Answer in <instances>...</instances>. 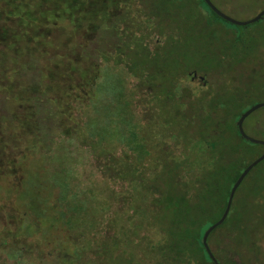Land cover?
Masks as SVG:
<instances>
[{
	"label": "trees",
	"instance_id": "obj_1",
	"mask_svg": "<svg viewBox=\"0 0 264 264\" xmlns=\"http://www.w3.org/2000/svg\"><path fill=\"white\" fill-rule=\"evenodd\" d=\"M16 1L26 8L23 14L0 15L18 21L0 32L5 49L0 168L9 171L8 184L19 185L17 158L40 160L57 145L65 158L84 149L97 170L122 190L110 189L107 202L92 186H74L68 165L66 178L61 176L41 200L42 184L31 178L24 196L29 205H23L30 228L17 226L14 236L34 237L38 246L42 242L59 253L65 243L69 249L51 264H81V252L93 249L101 258L87 264H213L203 234L222 215L239 174L262 154L254 149L264 150L242 139L236 127L242 112L264 101L250 92L264 89V74L252 87L241 82L245 66L252 75L261 74L249 64L264 48V21L235 26L203 0ZM159 10L166 14L161 21ZM177 12L180 22L169 17ZM190 21L212 28L206 42L211 47L200 51L204 61L191 63L192 56L184 53L180 72L168 70L163 84L151 79L149 56L162 50L170 34L181 32L184 38ZM55 33L63 39H54ZM210 50L219 51L218 56ZM20 53H46L50 59L38 71V61L23 62ZM208 54L210 63L205 62ZM141 70L145 74L135 86L143 93L135 94L120 74ZM157 87L162 90L154 91ZM134 95L143 96L135 97L144 108L136 106ZM117 149L128 155L127 162L115 158ZM63 187L72 190L69 195L61 193ZM8 207L11 212L4 216L13 220L16 211ZM96 234L105 238L102 243L94 241ZM262 238L264 160L237 189L225 222L210 234L208 245L219 264H264ZM4 243L5 264L25 260L19 248Z\"/></svg>",
	"mask_w": 264,
	"mask_h": 264
},
{
	"label": "rangeland",
	"instance_id": "obj_2",
	"mask_svg": "<svg viewBox=\"0 0 264 264\" xmlns=\"http://www.w3.org/2000/svg\"><path fill=\"white\" fill-rule=\"evenodd\" d=\"M221 12L228 15L229 17L238 20V21H244L251 19L254 17L260 10L264 8V0H210ZM18 1L16 0H10V1H3L0 0V15L4 12H14V10L21 12L20 14H23V12L26 10V8L17 6L16 3ZM19 7V8H18ZM33 8V7H32ZM30 8L29 10H31ZM158 17V20H163L166 16L165 12L162 10H159L156 14ZM169 17L173 20L176 19V22L181 20L180 13H173L169 14ZM260 21H264V18ZM15 22H18L15 19H8L4 18L3 16H0V32H5L6 28L8 29V26L13 25ZM259 22V21H258ZM221 25V23H220ZM215 25V28L220 27ZM187 30L185 31L184 38L182 36V33L179 32V35L170 34L168 36L167 41L165 42L162 50V55H160V51L156 55L149 56L148 58V71H149V77L151 79H159L161 83L163 84L165 80H167L169 77H167L168 70L175 71V73L180 72L181 66L183 64V58L184 53H188L191 58V63H199L203 62L204 60L200 57V51L205 52L206 49L210 48L211 46L206 45V42H210V37H208V34H210L212 31V28L203 27L200 25L199 22L196 21H190L189 24L186 26ZM264 28V24H263ZM214 29V28H213ZM68 31V30H66ZM178 33V32H176ZM54 39H63L64 35H61L58 33H55ZM109 41V40H107ZM114 44V42H111ZM104 43H101V49H103ZM203 46V49L201 47ZM3 45H0V63L3 62L2 58L4 57L2 54L3 51ZM152 46L150 45V49L152 50ZM202 49V50H201ZM5 51V49H4ZM3 51V52H4ZM48 54L49 52L46 51ZM26 54L20 53V55H23L24 61L27 62L29 59H35L38 62L36 63L39 68L38 71L41 70V66H44L45 62L50 59V57L46 54ZM210 53H212L214 56H218L219 51L213 50ZM18 55V56H20ZM210 56V54H208ZM189 58V60H190ZM215 58V57H214ZM210 58H206L205 62L210 63ZM255 61H251L249 65L255 66L261 74L255 72L252 75V72H249L247 69V66L244 67V78L241 79V82H244L243 86L246 87H252L251 82H259L262 75L264 74V48L261 49V52L259 53L258 57L255 58ZM145 63V59H142ZM225 68H219L216 71L224 70ZM4 73V72H3ZM3 73H0V76H3ZM145 72L141 70V73H135V71H123L120 75L121 78L127 83V87L130 91H133L135 94L137 93H143V88L138 89L136 88V84L138 82V79L140 77H143ZM28 76L30 73L27 74ZM213 78L217 77L218 74H213ZM177 76V75H176ZM195 82L192 84V86H195L197 84L198 78L194 80ZM227 80L223 79L222 82H226ZM229 82V81H228ZM221 82H218V84ZM245 89V88H244ZM157 87L154 89V91L159 92L161 91ZM251 95L255 96L256 100H262L264 99V89L259 90H250ZM134 95L135 100L138 101L136 106L138 105L141 108H144L141 100L137 99L141 95ZM143 97V96H141ZM263 102V101H261ZM144 103V102H143ZM135 105V104H133ZM0 105V112L4 110V108ZM139 108V107H138ZM243 128L245 133L255 139L263 140L264 141V108H261L257 111H255L250 117H248L244 124ZM71 148V147H70ZM3 145L0 147V160H3V154H2ZM262 148H255L252 153H263ZM125 154L120 149H117V151L113 154L116 159H124L126 162L128 161V155ZM62 157V158H61ZM66 158H68V162H66ZM65 158L64 151H61V148L59 146H55V152L50 154L49 156H42L40 160L36 159L34 160L33 157L25 156V158L20 157L17 158L15 163V168H20L21 175H20V181L18 182L19 185L16 184H8V181L6 178L9 174V171L0 168V199L2 200V204L0 203V264H5V254L2 252V250L7 249V244L4 243L6 241L11 248L20 250L22 254H25L26 258L20 259V261L17 263L15 261V264H51L52 262L58 261V259L61 257V254L64 249H69L65 243L64 246H62L61 253L55 251L54 249L51 250L50 248L46 247L44 243H40L41 246L37 244V242L34 241V237H28V236H20L18 232V236L21 238L18 240L14 235L15 231L17 229V226H28L30 228V225L28 224V219L23 218L24 215H28L26 212H23L24 206L23 205H29V203L25 202V193L27 192L29 188V181L31 178H34L35 181L38 183H41V190H38L39 196L36 198L33 209L31 211V215L34 218L38 217V207H37V200L38 198L43 200L47 198L48 194H51L53 190V186L57 184L61 176H64L65 179L66 174L68 171V165L71 166V174H73L72 177V184L79 188H88L89 186H92L94 190L97 191V196H104L107 200V202L110 200V192H112L110 189L115 191H121L122 188L121 185L112 183V181L109 180V178L104 177L95 167L94 160L90 157L89 154L85 152L84 149H78L74 154L71 156H68ZM38 160V161H37ZM69 163V164H67ZM42 169L43 174H39L36 170ZM126 185H123L125 187ZM57 188L55 189V193H57ZM75 190H77L75 188ZM69 191H72L70 188H62L61 193L64 195H69ZM99 191V192H98ZM80 194L82 195L85 193V190H78ZM83 192V193H82ZM62 194V195H63ZM75 195V194H74ZM43 196V198H41ZM81 197V196H80ZM21 201H19V200ZM32 202V203H33ZM30 203V204H32ZM110 203V202H109ZM10 205L11 208L16 211V218L13 220H7L4 216V211L11 212V209L8 207ZM6 206V207H5ZM5 207V208H4ZM21 212V215L19 217V213ZM21 223V225H20ZM27 223V224H25ZM20 227H18L20 230ZM34 228V227H33ZM33 232V229L30 231ZM49 238H51V234H49ZM94 241L99 243V241H102L105 239L104 237H100L99 234L94 235L93 237ZM74 242H79L78 237H74ZM21 244V245H20ZM2 249V250H1ZM63 255V254H62ZM260 257L263 258L264 261V239L262 238V244L260 246ZM58 256V257H57ZM98 257L97 250L93 249V251H85L81 252L80 262L81 264H87L88 262H92L93 260H96ZM3 262V263H2ZM59 262V261H58ZM97 262V261H96ZM103 262V261H102Z\"/></svg>",
	"mask_w": 264,
	"mask_h": 264
},
{
	"label": "water",
	"instance_id": "obj_3",
	"mask_svg": "<svg viewBox=\"0 0 264 264\" xmlns=\"http://www.w3.org/2000/svg\"><path fill=\"white\" fill-rule=\"evenodd\" d=\"M205 2V4L210 8V10L216 14L218 17H220L221 19H223L224 21L233 24L235 26H247L253 23H256L260 20H262L264 18V8L262 10H260L254 17H252L251 19L248 20H244V21H238L235 20L231 17H229L228 15L224 14L223 12H221L210 0H203ZM264 108V101L263 102H258L253 104L252 106H250L247 110H245L244 112H242L240 114V117L238 118L237 122H236V127L237 130L241 136L242 139L256 144V145H261L264 147V141L263 140H258L255 138H252L250 136H248L243 128V124L245 122V120L250 117L255 111ZM264 160V151L261 155H259L257 158H255L253 161H251L244 169L243 171L239 174L238 178L236 179V181L234 182L233 186L230 189L229 192V196L224 208V211L222 213V215L220 216V218L214 222L212 225H210L204 232L203 237H202V243L203 246L205 248V251L208 255V257L210 258V260L212 261L213 264H219V262L217 261V259L215 258L214 254L212 253V251L210 250V247L208 245V238L210 236V234L215 231L218 227H220L226 220L230 208L232 206V202H233V198L234 195L237 191V189L239 188V186L242 184V182L245 180V178L248 176V174L257 166L259 165L262 161Z\"/></svg>",
	"mask_w": 264,
	"mask_h": 264
}]
</instances>
